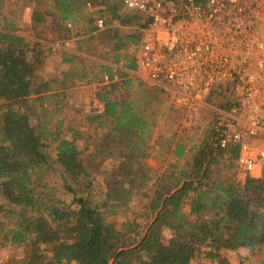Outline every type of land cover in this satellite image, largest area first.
I'll return each mask as SVG.
<instances>
[{"label": "trees", "instance_id": "1", "mask_svg": "<svg viewBox=\"0 0 264 264\" xmlns=\"http://www.w3.org/2000/svg\"><path fill=\"white\" fill-rule=\"evenodd\" d=\"M87 3L97 10L80 28ZM27 9L28 23L21 15ZM150 24L122 0H0V251L25 252L7 264H189L204 237L211 240L205 257L214 264H231L221 250L241 249L248 253L243 264H264V166L260 179L240 181L239 148H221L212 122L195 140L184 131L153 139L163 117L155 104L172 96L130 77L139 66L129 50ZM48 34L60 46L81 37L78 50L91 57L63 52L60 80L44 81L35 72L48 55L37 40ZM107 82L114 91L101 94L102 110L83 114L85 127L102 132L91 146L66 123L67 92ZM232 106L222 100L218 107ZM151 153L162 159L157 171L145 162ZM118 160L110 175H92L91 165ZM51 164L69 177L67 186L75 185L71 200L45 193ZM136 198L153 216L130 243L129 224L115 218Z\"/></svg>", "mask_w": 264, "mask_h": 264}, {"label": "built area", "instance_id": "2", "mask_svg": "<svg viewBox=\"0 0 264 264\" xmlns=\"http://www.w3.org/2000/svg\"><path fill=\"white\" fill-rule=\"evenodd\" d=\"M122 3L151 22L143 40L129 45L138 61L136 74L171 93L190 113L198 134L202 109L212 98L233 101L230 110L212 108V127L221 136V148L238 146L237 168L252 172L264 161V146L254 152L264 139V0ZM87 8L95 11L92 3ZM95 25L104 29L100 18Z\"/></svg>", "mask_w": 264, "mask_h": 264}, {"label": "rangeland", "instance_id": "3", "mask_svg": "<svg viewBox=\"0 0 264 264\" xmlns=\"http://www.w3.org/2000/svg\"><path fill=\"white\" fill-rule=\"evenodd\" d=\"M94 10H89L80 16V28H88L89 26V14L95 13ZM22 18L23 21L28 23L30 20V13L29 9L22 11ZM52 21L51 17H48L47 26H51ZM73 29V24L71 27H68ZM77 28L74 29V31ZM21 35L26 36L28 39H33L28 33H21ZM46 40H37L38 43L43 44V50L45 52V55H48L45 61L44 66L37 70L35 73L41 78L44 79V81H51L52 79L60 80L61 74L64 73L65 69L67 68L65 65L61 62V54L63 52L67 53H75L78 55H82L84 57L88 56L86 53H80L78 50V44L81 42V37H76V39L72 41H66V43L63 46H60L57 44V40L55 35L46 36ZM97 44V43H96ZM91 57V56H88ZM116 69L120 68L121 66H115ZM132 73V72H130ZM132 79L138 82H143L146 85H152L149 81L142 79L138 74L132 73L130 75ZM143 80V81H142ZM145 80V81H144ZM53 86V85H52ZM114 91L113 83L107 82L104 85H97V84H91V85H77L73 87L70 91H68L69 96V104L71 107V110L67 112L68 118H70V121H66L67 124H70L73 128H79L85 137L86 142H88L91 146L92 144H96L100 139L102 138V132L101 131H92L89 128L85 127L82 122L83 114L89 113L93 110H102L103 106L101 103V94L103 92L105 93H111ZM167 91V90H166ZM167 93H169L167 91ZM171 94V93H170ZM166 96V95H165ZM163 96V97H165ZM172 96V94H171ZM220 104V101L217 98H212L210 100V104L208 103L207 107H204L202 109L203 115H204V121L202 122L201 133L207 125H209L215 118V113L213 112V109L215 107H218ZM161 114H163V117H160L158 122L157 130L154 134V138L156 139L161 135H166L167 132L170 134V132H180L184 131L186 133V136L188 138H191L195 140L198 136V132H196L192 127V121H191V115L190 113L185 110L183 107H181L179 104L174 102L173 96L169 99H165L158 104H155ZM213 108V109H212ZM82 113V114H81ZM183 132V133H184ZM77 146L80 149L85 150L84 143L82 141L77 142ZM264 146V139L258 141V143H255L254 152H258L262 147ZM118 161L112 162V161H105L102 164H93L90 167V170L92 172V175L97 179L100 180L101 178L110 175L114 172L116 165ZM145 162L152 167L153 170L157 171L159 170V167L161 165L162 159L158 157L155 153L149 154L145 158ZM258 163L262 164V170H263V164L264 161H258ZM255 165V166H256ZM254 170V169H253ZM238 179L242 182L245 181L247 177H251L249 172H244L236 168ZM66 174L58 168L55 164H51L50 169L47 171V175H45L43 179V183L47 186L45 193L46 194H52L55 195L60 200H71L74 196L75 192V185H73V182L71 183L70 187L67 186V180H69V177ZM262 177V176H261ZM252 178V177H251ZM260 179V178H259ZM70 184V182H69ZM78 197H80L78 195ZM1 204V202H0ZM147 202L141 198H136L134 201L130 204L129 209L126 211H123L121 214H119L115 220L117 224H129L128 227L130 228L131 232H129V242L133 243L134 239L138 238L143 234L147 226L151 222L152 214L149 212V210L146 209ZM171 236V231L169 228L164 227L163 229V240L165 242H168L169 237ZM211 240L207 238H203L200 242V244L196 247L194 250V254L192 258L189 260V264H214L211 259H208L205 257L204 252H207L208 250L206 247L210 244ZM25 254L23 249H10V250H1L0 251V264H7L8 262H11L13 259L19 258ZM220 254L226 258L231 264H243L242 260L248 256V253L246 250H221ZM246 264V263H245ZM252 264H256L255 262H252Z\"/></svg>", "mask_w": 264, "mask_h": 264}, {"label": "crops", "instance_id": "4", "mask_svg": "<svg viewBox=\"0 0 264 264\" xmlns=\"http://www.w3.org/2000/svg\"><path fill=\"white\" fill-rule=\"evenodd\" d=\"M74 39H76V38H73L72 40H74ZM250 176L253 178H256V179L261 178V176H262V164L261 163H258L255 166L254 170L250 173Z\"/></svg>", "mask_w": 264, "mask_h": 264}]
</instances>
